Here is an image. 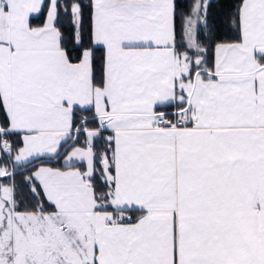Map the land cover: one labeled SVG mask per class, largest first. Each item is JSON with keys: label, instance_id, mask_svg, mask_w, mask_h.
I'll use <instances>...</instances> for the list:
<instances>
[{"label": "snow or ice", "instance_id": "obj_1", "mask_svg": "<svg viewBox=\"0 0 264 264\" xmlns=\"http://www.w3.org/2000/svg\"><path fill=\"white\" fill-rule=\"evenodd\" d=\"M0 264H264V0H0Z\"/></svg>", "mask_w": 264, "mask_h": 264}, {"label": "trees", "instance_id": "obj_2", "mask_svg": "<svg viewBox=\"0 0 264 264\" xmlns=\"http://www.w3.org/2000/svg\"><path fill=\"white\" fill-rule=\"evenodd\" d=\"M188 3H191V0H187Z\"/></svg>", "mask_w": 264, "mask_h": 264}]
</instances>
